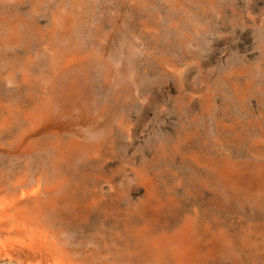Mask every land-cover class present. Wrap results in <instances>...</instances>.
Segmentation results:
<instances>
[{"label":"rangeland","instance_id":"obj_1","mask_svg":"<svg viewBox=\"0 0 264 264\" xmlns=\"http://www.w3.org/2000/svg\"><path fill=\"white\" fill-rule=\"evenodd\" d=\"M0 217L30 264H264V0H0Z\"/></svg>","mask_w":264,"mask_h":264},{"label":"bare ground","instance_id":"obj_2","mask_svg":"<svg viewBox=\"0 0 264 264\" xmlns=\"http://www.w3.org/2000/svg\"><path fill=\"white\" fill-rule=\"evenodd\" d=\"M1 225H2V220L0 217V226ZM6 229H12V226L10 228L7 227ZM31 244H33L35 247L34 246L30 247L28 250L29 252L26 251L28 260H21L20 253H16V251L18 250L20 251L24 249L25 240L22 239V237H15V238L8 237L6 240L0 241V256L3 258L9 257L10 260H15L18 264L35 263L42 258L51 259L50 255L47 256L44 255L42 252H40L42 248L37 249L36 243L33 240H31ZM52 264H63V263L61 261H57V262H53Z\"/></svg>","mask_w":264,"mask_h":264}]
</instances>
